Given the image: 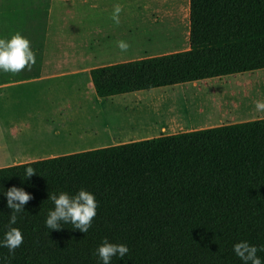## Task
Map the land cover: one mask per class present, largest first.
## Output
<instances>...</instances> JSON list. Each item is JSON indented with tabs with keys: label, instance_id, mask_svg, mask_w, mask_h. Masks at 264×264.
Returning <instances> with one entry per match:
<instances>
[{
	"label": "trees",
	"instance_id": "1",
	"mask_svg": "<svg viewBox=\"0 0 264 264\" xmlns=\"http://www.w3.org/2000/svg\"><path fill=\"white\" fill-rule=\"evenodd\" d=\"M187 49L89 70L98 97L264 68V0H189ZM0 167V192L32 198L9 225L0 194V237L24 240L0 264H98L102 238L129 253L111 264H242L232 245L264 244V118L177 132ZM95 194L87 233L49 230L48 194ZM257 255L264 258V252Z\"/></svg>",
	"mask_w": 264,
	"mask_h": 264
},
{
	"label": "rangeland",
	"instance_id": "2",
	"mask_svg": "<svg viewBox=\"0 0 264 264\" xmlns=\"http://www.w3.org/2000/svg\"><path fill=\"white\" fill-rule=\"evenodd\" d=\"M187 3L188 0H0V36L10 37L20 31L30 40L36 58L43 63L22 71L72 72L85 65L96 67L187 49ZM115 4L122 8L119 24L111 19ZM120 40L130 45L126 52L117 47ZM72 78L69 75L61 79ZM136 92L141 93L128 96L136 106L130 124L141 132L183 127L196 116L185 112L181 101L176 102L181 92L173 85ZM87 104L96 134L86 138L105 143L107 126L119 111L121 100H104L96 108L98 104L92 96ZM81 120L79 124L86 127L89 121L84 119L82 125Z\"/></svg>",
	"mask_w": 264,
	"mask_h": 264
},
{
	"label": "crops",
	"instance_id": "3",
	"mask_svg": "<svg viewBox=\"0 0 264 264\" xmlns=\"http://www.w3.org/2000/svg\"><path fill=\"white\" fill-rule=\"evenodd\" d=\"M39 63L43 62L36 58L34 65ZM91 68L85 65L72 72L56 73L43 69L16 74L1 72L0 167L264 118V112H257L254 104L256 100L264 99V68L173 85L181 92V98L176 102L181 101L182 109L196 116L190 118L186 126L169 130L160 127L152 133L141 132L130 124L136 106L128 96L141 92L98 97L89 75ZM69 75L74 77L73 80L61 79ZM92 96L98 104L96 108L104 100H121L117 117H113L107 126L108 141L105 143L91 142L86 138L96 134L87 104ZM225 106L229 108L221 110ZM215 108V111L209 112ZM84 119L89 121L86 127L79 124L81 120L83 125Z\"/></svg>",
	"mask_w": 264,
	"mask_h": 264
},
{
	"label": "clouds",
	"instance_id": "4",
	"mask_svg": "<svg viewBox=\"0 0 264 264\" xmlns=\"http://www.w3.org/2000/svg\"><path fill=\"white\" fill-rule=\"evenodd\" d=\"M120 4L113 6L111 19L116 24L120 22ZM121 52H126L130 45L125 40L117 42ZM36 63L35 50L31 47L30 40L20 31L14 32L10 37L0 36V72L16 74L25 69H31ZM257 112H264V99L254 102ZM31 162L24 168V178L30 179L36 173L30 166ZM0 194L6 197V206L10 212L8 224L15 225L18 215L25 211V205L32 198V193L24 187L10 186ZM54 207L50 209L45 218V226L49 230H60L62 226L70 224L73 229L87 233L92 225L93 218L97 214L98 202L95 194L83 187L74 193L66 191L52 192L48 194ZM24 237L17 227H8L3 236L0 237V247L7 248L9 254L23 243ZM233 253L240 259L242 264H264V258L257 255L264 252V244H250L247 240H239L232 245ZM129 253L128 245L125 243L110 242L102 238L101 243L95 249L98 264H111L112 258H124Z\"/></svg>",
	"mask_w": 264,
	"mask_h": 264
}]
</instances>
